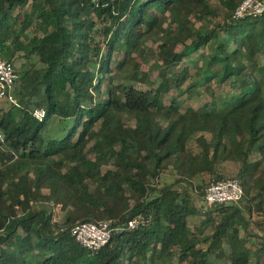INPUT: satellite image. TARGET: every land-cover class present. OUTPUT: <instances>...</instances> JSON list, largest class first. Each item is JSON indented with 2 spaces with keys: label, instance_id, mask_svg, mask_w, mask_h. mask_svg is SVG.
Returning a JSON list of instances; mask_svg holds the SVG:
<instances>
[{
  "label": "trees",
  "instance_id": "16d2710c",
  "mask_svg": "<svg viewBox=\"0 0 264 264\" xmlns=\"http://www.w3.org/2000/svg\"><path fill=\"white\" fill-rule=\"evenodd\" d=\"M217 1L0 0V55L18 72V104L0 103L1 264H264V14ZM148 38L170 64L209 49L155 77L138 67ZM188 79L231 91L184 106ZM224 177L242 198L199 205ZM101 219L123 228L92 251L72 228Z\"/></svg>",
  "mask_w": 264,
  "mask_h": 264
},
{
  "label": "built area",
  "instance_id": "2783aa9c",
  "mask_svg": "<svg viewBox=\"0 0 264 264\" xmlns=\"http://www.w3.org/2000/svg\"><path fill=\"white\" fill-rule=\"evenodd\" d=\"M245 14L263 15L264 0H243L235 9L234 16L239 17ZM17 78L16 66L0 55V103L8 99L18 104L13 93V86ZM33 113L36 117L43 118L45 110L44 108H36ZM0 138L3 139L1 129ZM243 195V185L235 177L212 180L205 187V200L209 204L237 201ZM140 223H145L143 216L128 220L129 227H137ZM122 228L121 226H113L110 219H101L99 221L78 222L73 226L72 233L79 243L92 251H96L109 241L113 230H121Z\"/></svg>",
  "mask_w": 264,
  "mask_h": 264
},
{
  "label": "rangeland",
  "instance_id": "374dc122",
  "mask_svg": "<svg viewBox=\"0 0 264 264\" xmlns=\"http://www.w3.org/2000/svg\"><path fill=\"white\" fill-rule=\"evenodd\" d=\"M218 2L217 0H215ZM167 19H172V14L168 12L166 15ZM172 21V20H171ZM196 24H200L199 21L196 22ZM160 31H156V35H160ZM223 35V34H222ZM182 45H177V49H179ZM209 47L195 50L191 52L182 62L179 63H169L167 57L158 49L157 42L153 41L152 39H144L143 43H141V46L138 48L139 55L137 57L138 61V67L143 70H148L152 73H154V76L157 77L158 71H176L180 69L184 64H189L192 68L196 64H200L203 58V55L208 51ZM263 55H261V58ZM264 63V58L262 59ZM20 68V67H19ZM195 68V67H194ZM132 73V68H121L117 69L116 72V81H124L129 80L130 75ZM153 76V77H154ZM191 80L188 79L185 84V91L180 95V99L183 101V105L186 106L187 104H194L198 105L201 104L203 101H206L211 98V93H215L216 96L219 98V102H221L220 96L222 95H228L229 91H231V87L228 84H219L217 82H213L212 84L207 85H201L197 88L195 92H192L188 89V86H190ZM138 85H142V83H137ZM145 86V85H143ZM146 87V86H145ZM192 92V93H191ZM236 92V91H233ZM168 101V100H167ZM221 104V103H220ZM223 104H221V107ZM184 108V107H183ZM15 113V111H14ZM123 119L126 121L128 125L133 124L135 122L134 117L127 115L126 113H123ZM166 120H163V123H165ZM231 170H235L234 166H230ZM173 178L163 173L160 181H171ZM202 181L201 177H198L196 179V182L199 183ZM210 180L206 179L203 183L204 188L208 184ZM198 195V194H197ZM199 196V195H198ZM198 204H207L205 200V196L203 198H198ZM59 219L60 221H64L66 218V214L63 211L59 212ZM203 219L202 215L196 214L189 216V225L190 227H193L194 225L200 223V221ZM176 260V257L174 258ZM254 260V257L252 256V261ZM216 261V260H214Z\"/></svg>",
  "mask_w": 264,
  "mask_h": 264
}]
</instances>
